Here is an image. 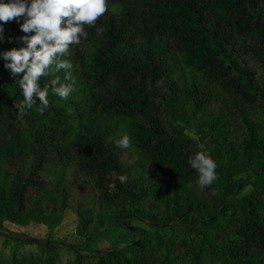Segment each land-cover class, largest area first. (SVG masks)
<instances>
[{
  "label": "trees",
  "instance_id": "16d2710c",
  "mask_svg": "<svg viewBox=\"0 0 264 264\" xmlns=\"http://www.w3.org/2000/svg\"><path fill=\"white\" fill-rule=\"evenodd\" d=\"M107 7L65 57L86 91L72 87L62 100L49 90L42 113L34 105L19 115L14 106L23 99L19 77L11 76L0 56V218L53 228L67 196L44 170L74 162L113 206L116 225L130 228L136 218L132 206L153 190L172 210L150 223L163 234L153 238L147 227L133 226L136 241L110 249L73 248L74 258L66 264H264V130L257 126V118H264V74L245 58L264 68V0H107ZM2 26L0 53L24 46L19 21ZM176 60L215 86V92L205 91L202 103L220 94V107L230 104L242 127L243 138L235 145L230 140L235 129L222 108L206 105V155L215 161L218 179L202 190L188 161L203 150L182 126L166 125L159 113L167 106L157 99V86L173 85ZM54 75L70 84L61 72ZM52 78L42 77L41 87ZM178 105L169 106L178 111ZM81 117L87 123H76L70 137ZM109 120L130 137L139 160L125 161ZM27 155L32 163L26 171L2 169L4 162ZM249 184L250 191L242 192ZM179 227L181 237L175 232ZM0 235L41 250L37 256L0 255V264H61L55 253L64 246L59 240L1 229Z\"/></svg>",
  "mask_w": 264,
  "mask_h": 264
},
{
  "label": "rangeland",
  "instance_id": "374dc122",
  "mask_svg": "<svg viewBox=\"0 0 264 264\" xmlns=\"http://www.w3.org/2000/svg\"><path fill=\"white\" fill-rule=\"evenodd\" d=\"M113 8L116 9L118 6L115 5ZM23 19V17L20 18V24L23 23ZM245 58L250 60L247 64L251 68L254 67L257 74H264L263 66L259 65L249 56H245ZM75 71L76 67L73 65L71 79L66 80V82L70 81L72 87L84 92L86 91V87ZM60 72L65 79L64 71ZM170 75L175 80L172 86L166 85L165 82H159L157 86L159 93V98L157 99L161 104L167 106V108L161 107L162 110L159 112L161 113L162 121L172 127L182 126L184 133L195 141L197 148L202 149L205 154H208L210 152V145L207 144V136L203 134L208 131V124L205 122V112L210 109L206 105L211 109L222 108L227 124L235 129L230 140L234 141L235 145H238L243 138L241 136L243 132L238 115L235 110H232V106L221 102V106L224 108L220 107V94L215 96V101H209L206 105L202 103L205 91L211 88L215 92V86L207 82L201 74L186 68L178 60H176V64L174 65V72ZM175 99L176 101H174ZM171 102L179 103L178 111L172 107L170 108ZM257 119L259 122L257 126L263 132L264 118L259 116ZM78 122L87 123V120L85 117L75 118L71 127L70 137H74L73 133L77 130L76 123ZM108 123L113 125L111 136L119 139L123 134L122 131L114 126L115 124L112 120H109ZM121 149L127 163L139 160L132 146ZM31 163L32 158L27 155L20 159L4 162L2 169L7 168L13 172H23L29 168ZM73 163L69 162L64 167H47L44 170V176H47L53 183H57L67 196V207L62 211L60 221L53 228H49L46 224L39 222L18 224L0 218V229L14 233H25L32 238L53 239L63 242L64 246L58 247L55 250L57 259L61 264H66L74 258L73 248L83 251L93 248L110 249L136 241L139 238V234L132 232L133 226L141 229L147 227L149 236L153 238L158 233L163 234V230L152 227L150 223H157V220H163L166 213L169 210L171 211L172 208L170 207L168 210L164 208L163 202L157 196L156 190H153L145 200L137 202L132 206L131 209L135 211L136 218L130 222V228L116 225L110 215L113 206H108L104 203L102 193L94 185L93 180ZM250 189L251 185H246L242 189V192H249ZM198 193L200 194V192ZM155 217L157 220H155ZM182 230L179 227L175 231L176 233L179 231L178 237L184 234L181 232ZM169 235L172 236V234L166 233V237H169ZM65 245L68 246L66 247ZM13 251L26 255L34 254L37 256L41 254L40 248L34 243L16 242L0 235V255L10 259Z\"/></svg>",
  "mask_w": 264,
  "mask_h": 264
},
{
  "label": "clouds",
  "instance_id": "9594fccd",
  "mask_svg": "<svg viewBox=\"0 0 264 264\" xmlns=\"http://www.w3.org/2000/svg\"><path fill=\"white\" fill-rule=\"evenodd\" d=\"M107 11V0H0V34L4 23L24 18L20 24L25 34L20 38L24 46L0 53L11 76L19 77L15 81L23 99L16 101L14 106L20 116L34 105H39L42 113L49 106V90L62 100L69 97L72 84L61 83L60 77L54 74L64 71L65 79H71L73 64L65 57L70 55L73 45L80 44L82 37L87 38L85 26H95ZM50 75L54 78L41 87L39 80ZM115 143L121 148L132 146L126 133ZM188 162L198 173L196 183L201 190L218 179L217 165L205 153H195ZM118 179L123 183L127 177L119 176Z\"/></svg>",
  "mask_w": 264,
  "mask_h": 264
},
{
  "label": "crops",
  "instance_id": "0c3cea01",
  "mask_svg": "<svg viewBox=\"0 0 264 264\" xmlns=\"http://www.w3.org/2000/svg\"><path fill=\"white\" fill-rule=\"evenodd\" d=\"M6 221H8V220H6Z\"/></svg>",
  "mask_w": 264,
  "mask_h": 264
}]
</instances>
